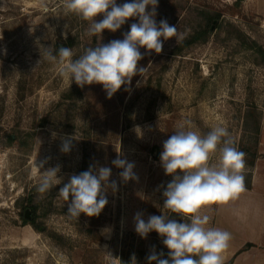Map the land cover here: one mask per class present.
<instances>
[{
  "label": "rangeland",
  "instance_id": "374dc122",
  "mask_svg": "<svg viewBox=\"0 0 264 264\" xmlns=\"http://www.w3.org/2000/svg\"><path fill=\"white\" fill-rule=\"evenodd\" d=\"M156 13L157 24L166 19L177 27L178 41H164L159 54L140 48L138 67H148L147 73L109 99L100 84L69 87L54 65H38L41 53L70 43L78 58L97 43L122 40L137 18L115 33L90 37L88 23L66 15L61 0H0V264H131L133 254L137 264H148L153 249L159 254L166 247L155 231L139 236L134 216L142 213L147 221L163 214V192L173 177L165 174L160 153L185 119L201 134L225 125L246 153L248 181L252 152L258 156L264 140V60L256 50L264 49V0H158ZM207 15L214 17L205 41L173 52ZM258 124L261 134L254 131ZM66 137H73L72 147L63 153ZM118 155L134 163L137 180L121 179L123 169L112 163ZM45 158V169L60 166L62 183L40 194L35 161ZM90 166L110 168L117 191L106 190L108 204L98 217L81 213L77 220L67 215L71 197L64 202L58 191ZM26 203L36 207L33 220L41 230L24 224ZM215 206L205 210L208 226L232 234L227 253L234 254L223 255V264H264L256 246L243 249L261 229L252 210L237 205L226 225L224 206L217 214ZM169 218L183 222L177 214Z\"/></svg>",
  "mask_w": 264,
  "mask_h": 264
},
{
  "label": "clouds",
  "instance_id": "9594fccd",
  "mask_svg": "<svg viewBox=\"0 0 264 264\" xmlns=\"http://www.w3.org/2000/svg\"><path fill=\"white\" fill-rule=\"evenodd\" d=\"M61 5L66 15H76L88 23L86 34L90 37H100L104 30L115 33L129 18L138 19L130 25V31L123 34L122 40L97 43L95 47L86 48L78 58H74L75 53L69 47L44 48L38 65L45 60L54 65L69 87L72 82L81 88L100 84L110 99L122 85H131L134 76L147 73L148 67H138L143 59L140 48H145L149 54L152 51L159 54L164 41L173 37L178 41L175 25H170L166 19L157 24L158 0H130L122 4H117V0H61ZM98 15L103 17L99 21ZM194 127L192 121L185 119L163 142L160 163L165 174L173 177L163 192V214L151 215L147 221L142 213L134 216L139 236L147 238L155 231L169 250L165 259L163 252L157 254L153 249L147 256L148 264H223V253L232 239L229 231L208 226L211 216L205 210L212 205H227L246 191V153L238 149L225 125L213 126L206 134ZM72 140L73 137L62 138L61 152H70ZM217 152L218 160L213 162ZM48 159L35 161L40 171L36 191L40 194L62 183V177L58 176L59 165L45 169ZM112 163L123 169L119 175L124 182L138 179L133 162L118 155ZM110 176V168L93 166L71 175L58 191L64 202L71 197L67 215L77 220L81 213L98 217L108 204L106 190L117 191V182L109 183ZM170 214L179 215L183 222L170 219ZM131 264H137L135 254Z\"/></svg>",
  "mask_w": 264,
  "mask_h": 264
},
{
  "label": "crops",
  "instance_id": "0c3cea01",
  "mask_svg": "<svg viewBox=\"0 0 264 264\" xmlns=\"http://www.w3.org/2000/svg\"><path fill=\"white\" fill-rule=\"evenodd\" d=\"M259 130L261 134L262 126ZM257 152L258 156L256 157L249 174V186L246 187V191L244 193L240 194L238 199L227 205H223L224 218L223 216L221 218L224 220L223 223L229 225L228 220L231 218V214L235 212L237 205L242 208H250L254 213L252 216H255V223H257V225L260 224L261 227L260 231H258L257 240L255 242L252 241L251 243L253 246H256L259 252H264V140H262L261 137L258 142ZM215 209V213L217 214L218 205L215 206ZM236 249L237 248H233L232 251ZM227 252L228 250L226 249L223 255L232 254V252Z\"/></svg>",
  "mask_w": 264,
  "mask_h": 264
},
{
  "label": "trees",
  "instance_id": "16d2710c",
  "mask_svg": "<svg viewBox=\"0 0 264 264\" xmlns=\"http://www.w3.org/2000/svg\"><path fill=\"white\" fill-rule=\"evenodd\" d=\"M214 16L212 15H207L204 19V24L199 27V29H195L193 31H191L187 36H185L181 41L180 43L175 47L174 51L173 52H181L182 50H184L185 48L191 46L193 43H196V42H203L205 41V39L207 38L208 36V33H209V26L212 22V18ZM64 47H70V43L69 45L67 44V46L65 45V43L63 44ZM60 48L59 45H57V50ZM257 52L259 53V55L261 56L262 60H264V49L262 48H256ZM258 130H259V124L255 127V132L258 133ZM9 140H12L13 137L11 135L8 136ZM159 154V150H158V147H156V155L155 156H158ZM257 157L256 155V151H253L252 152V157H251V161H250V164L252 165L253 164V160ZM82 164L84 166V164L86 163L85 161V155H83V160H82ZM246 184V187L249 186V179L247 182H245ZM28 211V215L29 217H25V212ZM35 211H36V207L34 205H31L30 203H26L25 205L22 206V212L20 213L22 218H23V222L24 224H30L33 228L39 230L40 229V225L37 224L34 220H33V217L35 215ZM249 246H253L252 243L250 242H245L244 243V247L243 249L249 247ZM168 249L167 248H164L161 252L164 253V257L165 259L168 258ZM160 252V253H161ZM232 261V258L229 259V263Z\"/></svg>",
  "mask_w": 264,
  "mask_h": 264
},
{
  "label": "water",
  "instance_id": "95a60500",
  "mask_svg": "<svg viewBox=\"0 0 264 264\" xmlns=\"http://www.w3.org/2000/svg\"><path fill=\"white\" fill-rule=\"evenodd\" d=\"M25 217H28V211L25 212ZM39 230H41V228Z\"/></svg>",
  "mask_w": 264,
  "mask_h": 264
},
{
  "label": "flooded vegetation",
  "instance_id": "af4514ba",
  "mask_svg": "<svg viewBox=\"0 0 264 264\" xmlns=\"http://www.w3.org/2000/svg\"><path fill=\"white\" fill-rule=\"evenodd\" d=\"M28 217H29V215H28Z\"/></svg>",
  "mask_w": 264,
  "mask_h": 264
}]
</instances>
